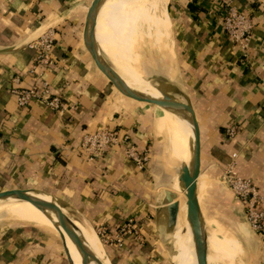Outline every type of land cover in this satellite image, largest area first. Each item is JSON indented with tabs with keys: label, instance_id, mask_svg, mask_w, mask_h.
Here are the masks:
<instances>
[{
	"label": "crops",
	"instance_id": "0c3cea01",
	"mask_svg": "<svg viewBox=\"0 0 264 264\" xmlns=\"http://www.w3.org/2000/svg\"><path fill=\"white\" fill-rule=\"evenodd\" d=\"M88 2L0 0V48L17 44L41 26L56 28L52 48L56 63L51 67L37 66L30 70L36 55L31 45L0 53V189L40 188L74 221L91 226L96 233L99 227L112 233L125 218L132 216L141 223L143 240L128 237L118 246L104 242L97 233L105 257L110 264H164L159 249L163 235L155 219L157 195L168 187L165 179L169 171L157 144V137L164 136V130L158 122L155 135L147 111L153 108L123 95L87 61L78 42L77 25ZM234 2L254 21L245 50L222 28L221 0H173L170 11L168 0H163L155 19L149 17L153 22L148 34L155 39L150 36L148 44L160 46L171 55L168 75L173 77L177 70L173 64L175 38L188 100L199 123L202 169L197 193L209 241L207 255L213 254L226 264H242L234 260L241 250L239 240L204 215L202 198L209 189L210 197L220 206L225 205L227 214L237 224L254 255L253 264H264V232L260 234L245 221L241 222L242 202L216 178L235 151L236 169L256 183L263 194L264 206V0ZM110 10L107 3L98 25L97 37L106 51ZM131 18L147 31L136 16L131 14ZM91 33L108 68L132 87L155 95L143 88L152 89L149 84L119 71L107 61L97 44L94 24ZM125 41L141 64L126 37ZM40 78L47 79L51 90L59 92L65 100L76 101V108L58 112L40 100L19 106L12 88L31 86ZM154 108L157 111L156 105ZM176 118L174 113L170 139ZM231 124L237 130L228 137L225 129ZM99 126L127 131L137 148L149 156L144 167H138L120 146L93 161L81 155L78 146L83 134ZM169 151L166 149L167 154ZM179 197L186 221V197L183 193ZM176 229L183 240L194 246L192 238L182 233L188 234L185 224L177 223ZM55 234L27 224L0 225V264H68L61 240ZM172 260L182 264L175 257Z\"/></svg>",
	"mask_w": 264,
	"mask_h": 264
},
{
	"label": "water",
	"instance_id": "95a60500",
	"mask_svg": "<svg viewBox=\"0 0 264 264\" xmlns=\"http://www.w3.org/2000/svg\"><path fill=\"white\" fill-rule=\"evenodd\" d=\"M102 0H89L85 7L83 17L78 26V42L90 65L102 75L109 85L118 89L123 95L134 101L143 103L154 109L155 105L166 108L177 115L184 117L191 128L190 140L195 150L191 161L183 162L180 175L183 192L186 197V219L189 223L197 264H208L207 261V233L204 218L197 193V180L202 169L201 136L200 127L195 110L190 100H182L171 93V86L153 81L152 83L161 92V96L151 95L140 91L126 82L118 73L106 66L92 39V24L96 10ZM49 25L41 26L17 44L0 48V53H8L30 45ZM49 195V198L41 195ZM18 196L27 199L42 212L52 218V223L61 240L62 248L68 264H74L65 234L74 243L81 256L82 264H103L86 246L76 222L63 211L61 205L46 191L34 186H11L0 189V198ZM177 193L169 187H165L157 195L155 202V219L161 233L170 235L175 227L179 200ZM65 232V233H64Z\"/></svg>",
	"mask_w": 264,
	"mask_h": 264
},
{
	"label": "bare ground",
	"instance_id": "6f19581e",
	"mask_svg": "<svg viewBox=\"0 0 264 264\" xmlns=\"http://www.w3.org/2000/svg\"><path fill=\"white\" fill-rule=\"evenodd\" d=\"M162 2L163 0H102L96 10V15L93 21L97 44L107 61L112 66H115L119 71L123 70V72H126L127 74L142 80L156 90H158V88L152 83L149 78L145 76V68H143V66L139 62H137L131 54L126 44L125 37L126 39H129V41L127 39L128 44L136 51L134 52V50L130 47L133 54L141 61V59L143 58V54L138 52L137 49L141 48V45L143 44L142 42L143 39H145V31L138 27L135 21H133L135 27L130 24L127 12L128 10L130 11V8L133 9L130 13L136 16L147 30L150 28V25L152 23L151 19L155 17L156 11L162 4ZM107 3L108 10L111 9L109 15L108 30L106 29L107 32L105 36L108 52L105 50L97 37L99 20ZM134 28L136 29V31L134 30ZM159 110L160 113L163 112L165 117L164 136L166 140V149L170 150L168 155L171 159L180 162V164H178V171H170L168 169L169 174L167 176L168 178L165 179V182L168 183L169 188L177 193L176 199L179 200V209L177 213L176 224H179V222L184 224V216L180 211L181 200L179 197V193H184L182 190L183 185L180 175L182 173V163L191 161L195 155V150L190 140V123L184 117L177 115L175 128L170 139L173 127L172 123L174 113L161 106H159ZM41 196L49 198V195L42 194ZM0 220H4L6 222L12 220H23L37 223L43 226H49L56 230L52 223V218L42 212L27 199L18 196H8L6 198H0ZM75 222L79 228L80 235L82 236L88 249L99 260H101L103 264H110L108 259L104 255V250L96 231L91 226L85 223L79 221ZM176 224L173 232L170 234L173 245L175 247V252L171 254V259H174L175 257L182 264H197L194 246L189 242L183 240L179 236L178 230L176 229ZM185 227L187 230H189V223L187 220L185 222ZM182 233L187 236V238H191L187 233L183 231ZM65 237L69 242L72 243V245H74V243L66 234ZM212 255H207L208 264H217V261L219 260H217ZM173 263L175 264V262Z\"/></svg>",
	"mask_w": 264,
	"mask_h": 264
},
{
	"label": "built area",
	"instance_id": "2783aa9c",
	"mask_svg": "<svg viewBox=\"0 0 264 264\" xmlns=\"http://www.w3.org/2000/svg\"><path fill=\"white\" fill-rule=\"evenodd\" d=\"M222 28L226 35L239 45L242 50L248 47L252 34L254 21L251 15L241 10L234 0H221ZM56 38V28L48 27L30 45L36 50V55L31 64V71L37 66L51 67L56 63L52 48ZM19 106L26 107L34 100H40L50 109L58 112L73 110L77 106L74 100H65L59 92L51 90L49 82L40 78L38 83L28 87L12 88ZM237 127L228 125L225 134L234 136ZM115 146H120L125 154L140 168L148 161L146 151H140L132 141L130 134L118 127L99 126L93 131L83 134L78 150L87 160L101 158L107 151ZM231 159L225 164L219 178L225 183L243 204L244 219L250 228L258 233L264 232V206L263 194L256 183L249 177L242 176L235 165L237 153H231ZM97 233L104 242H111L118 246L124 244L128 237L142 241L141 223L132 216L125 218L112 233H107L104 227H99Z\"/></svg>",
	"mask_w": 264,
	"mask_h": 264
},
{
	"label": "rangeland",
	"instance_id": "374dc122",
	"mask_svg": "<svg viewBox=\"0 0 264 264\" xmlns=\"http://www.w3.org/2000/svg\"><path fill=\"white\" fill-rule=\"evenodd\" d=\"M172 1L173 0H168L167 8L169 11H170L169 4ZM132 10L133 9L130 8V11L128 10L127 14L129 16L128 18L130 20V24L134 27V24H133V21L131 18V14H130V12H132ZM157 11H158V9H157ZM157 11H156L155 16L157 15ZM154 19H155V17L153 18V20ZM77 26H79V25H77ZM172 29H173V19H172ZM134 30L136 31L135 28H134ZM147 30L148 31H146L145 35H144L145 39H143V42H142L143 44L141 45V48H138V52L143 54L142 55L143 58L141 59V65L143 66V68H145V70H144L145 76L147 78H149L152 82L156 81V82L165 83V84L171 86V93L173 95L177 96L178 98H181L182 100H187L189 98V93L187 92L188 86L185 84L186 81H185V79L181 73V65H180L179 56H178L179 53L177 51L175 38H174V51H175L174 57H175V60H174L173 64L177 67L176 68L177 70L175 71L176 73L173 77L172 76L169 77L168 74H170L169 71L171 70L170 69L171 66L169 64L171 61V55H169L168 52L160 46L151 47V45L148 44L149 37L151 36L148 34V32H150L152 29L150 27ZM137 34H138V32H137ZM151 37H152V39H155L154 36H151ZM173 37H174V33H173ZM128 41H129V39H128ZM134 52H136V51L134 50ZM172 61H173V59H172ZM143 88H145L146 90H151L152 93L155 94L156 96L161 95L160 91L156 90L153 87L151 89L147 86H143ZM150 94H151V92H150ZM156 107H157V111L155 110V108L154 109H150V108L147 109L148 118L150 120L153 132H155L154 133L155 135L157 134L156 133V127H157L158 122H159L160 128L165 130L164 129L165 128L164 127V124H165L164 114H163V112L160 113L159 105H156ZM157 138H158L157 144L159 143L158 145L161 147L160 158H161L162 162L166 165L167 169H169L170 171H178V169H179L178 164H180V162L171 159L170 156L165 151V147H166L165 137L162 136V137H157ZM159 146H158V148H159ZM219 176L216 177L218 180H220ZM220 183H221L222 187L232 191L224 182L222 183L220 181ZM210 196H212V195H210L209 189H206L205 195H203V198H202L204 215L207 218H212V219L216 220L217 225L223 227L224 229H227L230 233H232V235H234L239 240L241 250L236 253L234 260H236L237 262L242 261V264H253L254 263L253 262L254 261V255L250 251L246 241L241 237V235L238 231L237 224H235V222L231 219L229 214H227L226 206L225 205L223 207L220 206ZM242 221L243 222L245 221L247 223V221L244 218H241V222ZM185 222L186 221L184 218V224H185ZM21 224H27L31 227L46 228V229H48L50 231L52 230L54 233H56L55 236L58 235L56 230H54L53 228H51L49 226H43V225H40L37 223H32V222L23 221V220H12V221H8V222H6L4 220H0V225H2V226L3 225L15 226V225H21ZM249 228H250V226H249ZM187 232H188L189 236L192 238L191 231L188 230ZM162 235H163V238H162L163 240L159 246L160 247L159 249H160V252L162 255V260H163L164 264H174L172 259H171V254L175 252V247L173 245L172 238L170 235H166L164 233H162ZM66 243H67V246L69 248V252L71 254V257L73 259V263L74 264H82L81 263V256H80L78 250L75 248V246L72 245V243L69 242L67 239H66ZM207 247L209 249V241H207ZM63 254H64V252H63ZM217 264H226V263L224 260L220 259V261H217Z\"/></svg>",
	"mask_w": 264,
	"mask_h": 264
}]
</instances>
